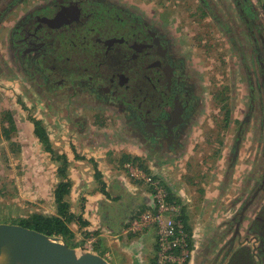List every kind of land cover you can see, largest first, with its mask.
<instances>
[{
  "label": "flooded vegetation",
  "instance_id": "obj_1",
  "mask_svg": "<svg viewBox=\"0 0 264 264\" xmlns=\"http://www.w3.org/2000/svg\"><path fill=\"white\" fill-rule=\"evenodd\" d=\"M196 1L194 16L208 17L217 27L215 35L247 55L251 65L245 66L253 69L245 68L248 97L240 108L246 113L231 150L233 166L244 127L255 118L264 133V14L251 0ZM146 5L0 0V70L7 79L17 77L31 101L80 102L102 110L123 124L149 158H177L191 132L210 120L212 104L205 96L213 86L182 38L183 29L172 28ZM210 35L201 33L204 39ZM222 117L233 118L227 110ZM248 212L251 219L242 232ZM223 227L228 238L216 249L219 236L208 237L199 264L214 250L211 264H226L233 255L237 264H264V172Z\"/></svg>",
  "mask_w": 264,
  "mask_h": 264
},
{
  "label": "rangeland",
  "instance_id": "obj_2",
  "mask_svg": "<svg viewBox=\"0 0 264 264\" xmlns=\"http://www.w3.org/2000/svg\"><path fill=\"white\" fill-rule=\"evenodd\" d=\"M134 1L145 2L152 13L160 15L172 28L177 26L180 32L183 29L182 38L192 48L205 78H209L213 86L208 91L209 95L205 96H210L206 101L212 104L209 108L210 120H205L203 126L191 132L186 151L179 157L151 159L138 146V142L131 141L123 124L114 116L102 110L85 107L80 102L31 101L20 90L17 77L7 79L0 70V224L16 225L19 220L28 219L35 214L46 217L56 215L53 199L57 184L56 164L33 135V125L29 118H34L43 122L53 149L66 155L69 161L68 177L71 181L72 164L74 169L85 171L81 173V180L78 182L84 189L86 185H91L93 190L99 191V179L103 175H109L111 181L118 184L130 183L122 186L120 196L112 198L109 195V203L98 218L100 225L105 219V211L109 208L112 211L118 210V213L124 211L122 215L127 217L124 221L144 212L143 209L146 211L147 206L141 197L148 196L150 209L147 210H152V187L133 176L137 174L151 178L165 189L167 197L168 194L173 197L172 200L168 197L169 202L177 204L180 211L191 213L190 216L195 217L196 223L192 224L196 227L195 232L190 235L186 232L194 257L196 252L204 248L208 237L214 234L219 236L215 248L223 245L229 236L227 229L223 227L224 222L237 211L264 172V146L261 145L264 144V133H261V127L255 118L244 127L240 135L239 149L236 151L237 159L233 166H229L237 128L246 113L245 109L240 112L248 97L245 70L253 69L245 66L250 64L246 61L249 59L247 55L239 49L234 51L236 47L231 48L223 35H215L217 27L208 17L194 16L195 9L199 7L196 0ZM251 1L257 9H261L259 0ZM204 31L211 34L207 37L208 41L201 37ZM247 49L249 50L248 46ZM241 57H244V62H241ZM225 110L228 117L232 115L231 120H223ZM7 112L12 116L16 127V131L10 134V141L2 134L8 128L3 119ZM10 142L13 143L12 146ZM128 157L130 162H122ZM95 171L99 172V178ZM83 193L85 191L77 189L67 197L70 210L75 215H80L83 211ZM93 193L87 192L90 195ZM99 193L106 197L100 191ZM138 198L141 202L133 208L140 200ZM250 214L248 212L244 215L245 221L240 227L242 232L246 221L251 219ZM69 229L73 233L69 243L78 254L91 252L99 254L109 264L114 263L112 252L108 251L103 241L99 243L97 240L101 235L100 228L89 232L83 230L81 223H71ZM146 230L156 231L154 227ZM146 230L112 234L133 240L138 239ZM91 240L89 248L88 242ZM156 246L155 232L154 254L151 253L148 259L146 257L148 264H154ZM139 250H136L135 264H143L144 251ZM215 252L214 250L206 254L203 264H211ZM192 255L187 264L192 263ZM202 260V255L198 253L193 264H199Z\"/></svg>",
  "mask_w": 264,
  "mask_h": 264
},
{
  "label": "crops",
  "instance_id": "obj_3",
  "mask_svg": "<svg viewBox=\"0 0 264 264\" xmlns=\"http://www.w3.org/2000/svg\"><path fill=\"white\" fill-rule=\"evenodd\" d=\"M91 156H93V155H91ZM72 167H73V169H71V172H70L71 176L73 174V176L71 178L72 179V188H71L70 196L73 192H76L77 189L79 191H85V193L81 194V196L83 198H85V204L83 206V211L81 212L80 215L82 216V220L85 221L86 223H88V225L86 227L83 226V230H87L90 232V230L100 228L101 235L99 237H97V240L99 241V243L101 241H103L105 246L108 248V251L110 250L112 252L111 257L113 256L114 263H110V264H133V262L135 264V262H136L135 260H137L136 259L137 255H135V254H137L136 250H138V249L144 251V253L142 252L143 258H144L143 264H148V262L146 261V257L148 259L151 256V253L154 254L155 231H151V230L147 231L146 230L145 232L140 234L138 239H133V240H129L127 237L122 236L123 238H120V237H118V235H113L115 233L118 234V233L122 232V234H123L125 232L127 221L126 220L124 221V219L127 217H125L126 215H122L124 211H122V213H118V210L112 211L111 208H109L107 211H105V219L103 221H101L102 224L100 225L98 218L100 217L101 211L103 212V208L105 206H107L106 204L109 203V201H108L107 197H103L99 193V191L93 190L92 187H90L91 185H86L85 189L82 188V184H80L78 182H79V180H81V173H84L85 171H80L79 169L76 170V169H74V165L71 164V168ZM97 169L99 170L100 168L98 167ZM76 177L78 179H75ZM100 180L102 183H104L106 193L108 194V196L110 195L112 198L120 196V190H121L122 186L130 185L129 182L127 184L124 182L123 183L119 182V184L116 183L115 181L113 182V181H111V178L109 175L108 176L103 175V177L100 178ZM129 188L131 190V187H129ZM111 191L113 193L112 195H111ZM124 191H125V189H124ZM87 192H91V193L94 192V193L90 195V194H87ZM78 195H80V194H78ZM143 198H144L145 206L148 207V208L146 207V210L150 209V205H149L150 199L148 198V196L141 197V199H143ZM138 199H140V198H138ZM141 199L138 201V203L133 208H135L136 206H138L140 204ZM143 210L145 211V209H143ZM70 212L75 214L72 210H70ZM183 214H184V216H186V221H185L186 228L187 227L190 228V230H191L190 232H191V234H193L195 232V228H196L195 226L192 225L193 223H196L195 217L190 216L191 213L182 211V215ZM108 216H110V218H108ZM184 216H183V218H184ZM100 220H101V218H100ZM183 221H184V219H183ZM119 239H121V240H119ZM138 242H140V243H138ZM133 253H134V256H131ZM198 253H199V255H201L202 249L200 251L196 252L195 254L193 253L194 257L196 254L198 255ZM116 254H118L119 256H116ZM194 257L192 255V258H191L192 263L191 264L194 263ZM125 258H127V260ZM138 262H141V261H138Z\"/></svg>",
  "mask_w": 264,
  "mask_h": 264
},
{
  "label": "trees",
  "instance_id": "obj_4",
  "mask_svg": "<svg viewBox=\"0 0 264 264\" xmlns=\"http://www.w3.org/2000/svg\"><path fill=\"white\" fill-rule=\"evenodd\" d=\"M261 2V9L264 14V0H259ZM4 122L7 124L8 128L4 129L2 134L4 138L8 141L11 140L10 134L16 131L15 123L13 121L10 113L4 114ZM30 123L33 125V135L38 140V142L43 147V150L50 155L52 162L56 164V177L57 184L53 191V199L56 206V215L52 217H46L42 215H32L28 219H21L16 225L29 228L31 230H35L43 235L48 237H56L62 239L69 247H72L69 243L71 238L73 237L72 231L69 229V225L71 223H81L82 226H87L88 223L82 220L81 215H75L70 212L69 202L67 200L68 195L71 192L72 181L68 177V167L69 161L66 155L59 154L56 152L49 140L48 134L46 132L45 126L41 120L29 118ZM12 146L13 143L10 142ZM122 162H130V158L123 159ZM96 177L99 178V172L95 171ZM100 181L99 191L106 195L108 198V194L105 191L104 183ZM170 200L173 199L171 195L168 194ZM142 212L136 214V216L140 215ZM182 215L181 211V220L183 222L185 231L190 235V228H186V223H184L183 219L186 220V216ZM134 217V216H132ZM183 218V219H182ZM189 246L191 248V242L189 241ZM245 251V250H244ZM244 254V253H243ZM237 258L235 255L231 256L226 264H237Z\"/></svg>",
  "mask_w": 264,
  "mask_h": 264
},
{
  "label": "built area",
  "instance_id": "obj_5",
  "mask_svg": "<svg viewBox=\"0 0 264 264\" xmlns=\"http://www.w3.org/2000/svg\"><path fill=\"white\" fill-rule=\"evenodd\" d=\"M133 176V175H132ZM134 178L152 187V210H146L126 222L125 232H140L155 228L157 254L154 264H187L192 255L188 234L181 220L179 206L168 201L167 193L157 182L141 175ZM92 240L88 242L91 247Z\"/></svg>",
  "mask_w": 264,
  "mask_h": 264
},
{
  "label": "water",
  "instance_id": "obj_6",
  "mask_svg": "<svg viewBox=\"0 0 264 264\" xmlns=\"http://www.w3.org/2000/svg\"><path fill=\"white\" fill-rule=\"evenodd\" d=\"M246 208V207H245ZM233 238L229 241L232 242ZM0 264H109L91 252L78 254L62 239L19 225L0 224Z\"/></svg>",
  "mask_w": 264,
  "mask_h": 264
}]
</instances>
